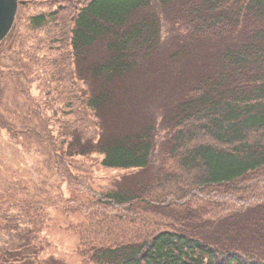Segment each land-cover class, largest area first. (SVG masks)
<instances>
[{
    "label": "trees",
    "instance_id": "16d2710c",
    "mask_svg": "<svg viewBox=\"0 0 264 264\" xmlns=\"http://www.w3.org/2000/svg\"><path fill=\"white\" fill-rule=\"evenodd\" d=\"M66 8L59 5L32 16L31 30L41 32L58 24ZM70 14L65 39L74 67L67 76L83 104L77 109L69 96L67 104L59 105L78 112L77 122L59 123L61 130L55 133L49 129L44 108H39L41 122L36 124L22 114L8 118L0 109L2 129L14 143L33 151L40 148L50 161L55 156L53 145L60 141L66 144L65 154L58 155L61 161L66 155L95 153L102 156L104 166L146 175L159 135L164 138L161 147L168 149L158 175L144 174L146 180L140 184L114 187L102 198L132 212L152 198L148 208L167 213L155 219L162 222L159 229L99 247L92 260L264 264L260 250L264 248V176L253 177L264 173V0H87ZM63 95L61 91L59 97ZM253 135L258 136L252 139ZM200 136L213 142H202ZM35 173L46 178L42 183L61 187L55 185V176H44L39 167ZM181 173L198 176L182 181ZM176 183V189L167 191V185ZM21 185L0 190L5 193L0 195V208L18 195L36 199L39 177ZM208 189L215 193H205ZM198 193L220 197L222 202L217 203H223L222 212L227 214L193 213L191 204L198 203ZM10 207L12 211L2 218L11 226L2 245L5 251H0L2 264H33L30 258L46 247L38 240L44 223L38 217L45 206L35 207L28 200ZM180 207H186V214L175 212ZM242 216L247 220L235 221Z\"/></svg>",
    "mask_w": 264,
    "mask_h": 264
},
{
    "label": "rangeland",
    "instance_id": "374dc122",
    "mask_svg": "<svg viewBox=\"0 0 264 264\" xmlns=\"http://www.w3.org/2000/svg\"><path fill=\"white\" fill-rule=\"evenodd\" d=\"M23 1L25 2L19 5L12 30L0 43V54L4 55L0 57V78L2 79L0 109H4L8 118L22 114L28 119V123L36 124L41 122L38 116L39 108H44L47 114H44V117L49 119L50 131L55 130V133H58L61 130L59 123H76L78 120V112L74 113V110L69 107H65L66 110L60 108L61 102L67 104L70 101L65 97L72 96V103L77 109L83 104L78 97L74 96L73 84L67 76L73 70L74 64H71L69 60L71 49L65 34H68L70 30L69 20H71L72 8L83 5L87 0ZM59 5L67 6L60 12L62 21L58 20V24L39 30L41 32L31 30L32 16L50 12ZM168 27L170 26L168 25L164 30ZM8 71L11 73L6 74ZM7 76L12 77L6 80ZM22 82H24L23 85ZM61 91L65 95L60 98ZM7 108L11 111L6 112ZM92 130L90 127V131ZM257 136L253 135L252 139ZM199 139L202 142H213L208 136H200ZM157 141L158 146L153 156L154 165L150 173L147 172V175L144 173L148 177L159 174L168 151L167 148L161 147L164 143L163 134L157 137ZM165 145H167V138H165ZM53 147L55 148L54 161H50L47 155L40 154L42 153L40 148L33 151L23 147V144L14 143L0 126V190L12 188L13 184L27 186L30 185V179L38 181L39 177L40 186L34 188L36 199H26L25 196L18 195L11 203L23 206L30 200L35 207H39L41 203L45 206L41 212L43 216L38 217L40 221H44L38 240L41 238L46 243V247L40 249L36 257L30 258V262L33 264H46L49 261H57L60 264H98L92 260V254L97 248L128 242L130 237L145 230L149 236L159 229L162 222L161 220L156 222L155 219L167 213L156 211L154 207L149 209L148 204L152 198L135 212L129 211V207L122 208L106 204V201L102 199L114 187V189L133 188L135 184H140L146 180L143 173L104 166L101 163L102 156L95 153L86 157L66 155L61 161L58 155L65 154L66 144L61 145L59 141ZM169 163L177 170L175 162L170 160ZM38 167L44 176L50 178L55 176L57 179L55 185L61 187H54L51 182L42 183L46 178H41V175L37 177L38 174L35 172ZM131 174V177L126 178ZM180 176L183 177L182 181L193 180L198 173L188 175L181 173ZM263 176L264 173H259L253 177ZM59 179L63 181L62 184L59 183ZM177 184L167 185V191L176 189ZM155 191L161 194V189H155ZM206 192L215 193L213 189H208ZM1 193L2 198L5 193L0 191V195ZM197 196L198 203L191 204L193 213L197 212L202 216L214 210L222 216L227 214V211L222 212L223 203H217V201L222 202L220 197L203 196L205 201H202V195L198 193ZM232 202L237 201L232 199ZM10 205L5 208L6 210L0 208V251H5L2 245L10 235L11 226L2 220L6 212L8 215L12 211ZM232 209H235V206ZM14 210L17 211V208L15 207ZM186 211V207H180L175 212L186 214ZM242 219H246V216L238 217L235 221L239 222ZM246 246L249 247L247 243ZM260 250L264 253V248ZM3 262L0 256V264Z\"/></svg>",
    "mask_w": 264,
    "mask_h": 264
},
{
    "label": "water",
    "instance_id": "95a60500",
    "mask_svg": "<svg viewBox=\"0 0 264 264\" xmlns=\"http://www.w3.org/2000/svg\"><path fill=\"white\" fill-rule=\"evenodd\" d=\"M23 3L19 0H0V41H2L12 28L18 6Z\"/></svg>",
    "mask_w": 264,
    "mask_h": 264
}]
</instances>
